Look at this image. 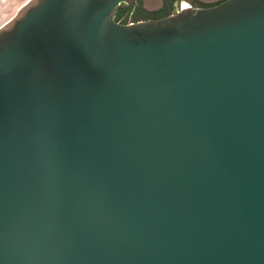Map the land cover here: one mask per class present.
I'll use <instances>...</instances> for the list:
<instances>
[{
	"label": "water",
	"instance_id": "water-1",
	"mask_svg": "<svg viewBox=\"0 0 264 264\" xmlns=\"http://www.w3.org/2000/svg\"><path fill=\"white\" fill-rule=\"evenodd\" d=\"M132 1L0 27V264H264V0Z\"/></svg>",
	"mask_w": 264,
	"mask_h": 264
},
{
	"label": "flooded vegetation",
	"instance_id": "flooded-vegetation-1",
	"mask_svg": "<svg viewBox=\"0 0 264 264\" xmlns=\"http://www.w3.org/2000/svg\"><path fill=\"white\" fill-rule=\"evenodd\" d=\"M223 1L224 0H218L216 2H204L201 0H160V3L156 2L144 5L143 0H133L131 4L127 5L126 7L119 6L116 9L114 20L120 24H129L128 22L124 21L129 12L143 13V17L136 22L157 20L176 14L178 11L185 8H209L218 5ZM11 2L13 3L15 0H11Z\"/></svg>",
	"mask_w": 264,
	"mask_h": 264
},
{
	"label": "bare ground",
	"instance_id": "bare-ground-1",
	"mask_svg": "<svg viewBox=\"0 0 264 264\" xmlns=\"http://www.w3.org/2000/svg\"><path fill=\"white\" fill-rule=\"evenodd\" d=\"M16 1L17 0H15V2ZM28 1L30 0H18L19 3H12L11 0H0V27L11 20L22 7V5Z\"/></svg>",
	"mask_w": 264,
	"mask_h": 264
},
{
	"label": "rangeland",
	"instance_id": "rangeland-1",
	"mask_svg": "<svg viewBox=\"0 0 264 264\" xmlns=\"http://www.w3.org/2000/svg\"><path fill=\"white\" fill-rule=\"evenodd\" d=\"M19 2L17 1V3H19ZM142 17H143V13H141V12H132V13L129 12L126 16V19H124V21H126L128 23H130V22L134 23V22L138 21L139 19H141Z\"/></svg>",
	"mask_w": 264,
	"mask_h": 264
}]
</instances>
